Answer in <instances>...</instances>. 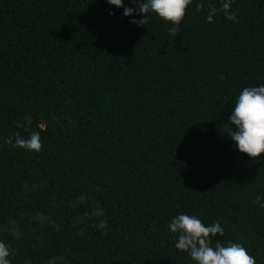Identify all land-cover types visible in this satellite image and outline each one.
<instances>
[{"label":"trees","instance_id":"16d2710c","mask_svg":"<svg viewBox=\"0 0 264 264\" xmlns=\"http://www.w3.org/2000/svg\"><path fill=\"white\" fill-rule=\"evenodd\" d=\"M220 3L193 0L171 34L107 0H0V239L12 264H193L166 229L181 211L220 221L216 239L264 264V154L234 150L223 128L239 91L264 83V0H232L235 22ZM26 115L39 153L5 142L27 136ZM87 193L107 230L75 205Z\"/></svg>","mask_w":264,"mask_h":264},{"label":"clouds","instance_id":"9594fccd","mask_svg":"<svg viewBox=\"0 0 264 264\" xmlns=\"http://www.w3.org/2000/svg\"><path fill=\"white\" fill-rule=\"evenodd\" d=\"M192 2L193 0H129V4L125 5L124 0H107L109 5L123 8V15L132 18V22L139 25H144L151 15H158L162 20L169 22L168 31L171 34L178 32L186 9ZM231 3L232 0H221L220 8L227 20L235 22L236 15L230 10ZM216 11L215 7L209 6L206 16L208 22L213 21ZM136 15L140 16L139 20L134 19ZM32 122V116L26 115L19 126L28 133L27 136L17 132L7 137L5 142L26 152L39 153L42 149L41 134L31 128ZM223 128L226 133L224 136L233 142L234 150L253 159L264 154V83L246 86L239 91ZM255 203L257 207L264 209V200L259 196ZM75 205L84 207L83 217L86 222L94 219L97 230H107L108 224L103 210L91 204L88 193L81 194ZM37 219L42 224L46 222L44 214H40ZM166 229L174 238L176 250L186 253L193 264H256L255 257L242 243H221L216 239L218 235H224L220 221L205 224L197 215L181 211L169 217ZM10 234L16 238L20 236L18 230H12ZM12 255L9 244L0 239V264H12ZM57 261L59 264H67L64 255L55 254L46 260V264H56ZM25 264H30V261L25 260Z\"/></svg>","mask_w":264,"mask_h":264}]
</instances>
